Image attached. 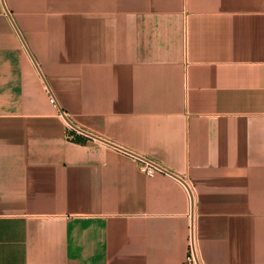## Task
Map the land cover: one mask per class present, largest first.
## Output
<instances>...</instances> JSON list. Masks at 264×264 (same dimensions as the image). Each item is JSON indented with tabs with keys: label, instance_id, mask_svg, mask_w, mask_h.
<instances>
[{
	"label": "crops",
	"instance_id": "crops-1",
	"mask_svg": "<svg viewBox=\"0 0 264 264\" xmlns=\"http://www.w3.org/2000/svg\"><path fill=\"white\" fill-rule=\"evenodd\" d=\"M192 224L264 264V0H0V264H184Z\"/></svg>",
	"mask_w": 264,
	"mask_h": 264
},
{
	"label": "built area",
	"instance_id": "built-area-1",
	"mask_svg": "<svg viewBox=\"0 0 264 264\" xmlns=\"http://www.w3.org/2000/svg\"><path fill=\"white\" fill-rule=\"evenodd\" d=\"M50 102L53 104L54 100L52 97H49ZM61 114V113H60ZM62 115V114H61ZM66 130L68 132H79L75 129H73L70 125L66 124ZM134 159L139 163V170L141 173L146 175L147 177H154L156 174H161L165 176H173L170 173H168L164 168L161 166L157 165L155 162L150 161L149 159L143 158V157H138V156H133ZM174 177V176H173ZM183 183V187L186 191V193L189 196L190 199V204L192 201V188L185 179H180ZM193 204V203H192ZM184 264H204L196 251L195 247V241H194V236H193V224L190 229V234L187 239V251H186V256L184 259Z\"/></svg>",
	"mask_w": 264,
	"mask_h": 264
},
{
	"label": "water",
	"instance_id": "water-1",
	"mask_svg": "<svg viewBox=\"0 0 264 264\" xmlns=\"http://www.w3.org/2000/svg\"><path fill=\"white\" fill-rule=\"evenodd\" d=\"M60 113L62 114V116H64L63 115V113L60 111ZM64 119H65V121L68 123V125H70L73 129H75V130H77V131H79V132H82V131H80L79 129H76V127H74V125H72L71 123H70V121L67 119V118H65L64 117ZM83 134H85L86 136H88V137H90V138H93V139H97L98 140V138L97 137H94L93 135H90V134H88V133H84L83 132ZM114 146V145H113ZM115 148H118V147H116V146H114ZM119 149V148H118ZM120 150H123V149H120ZM124 151V150H123ZM126 152V151H125Z\"/></svg>",
	"mask_w": 264,
	"mask_h": 264
}]
</instances>
